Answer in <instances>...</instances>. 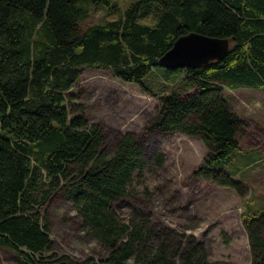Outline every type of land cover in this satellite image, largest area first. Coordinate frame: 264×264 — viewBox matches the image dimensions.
<instances>
[{"label":"trees","instance_id":"trees-1","mask_svg":"<svg viewBox=\"0 0 264 264\" xmlns=\"http://www.w3.org/2000/svg\"><path fill=\"white\" fill-rule=\"evenodd\" d=\"M103 2L0 0V253L17 264H224L212 263L194 236L147 216L119 217L118 204L135 197L149 169L145 144L135 134L108 144L101 125L71 109L70 93L89 68L153 96L159 85L147 132L202 140L207 155L197 179L243 195L244 183L221 169L240 152L247 127L225 91L264 92V0H139L117 20L83 27ZM191 33L229 40L227 58L161 68L160 59ZM61 197L103 250L99 261L55 252L48 208ZM250 214L243 223L252 264H264V212Z\"/></svg>","mask_w":264,"mask_h":264},{"label":"rangeland","instance_id":"rangeland-1","mask_svg":"<svg viewBox=\"0 0 264 264\" xmlns=\"http://www.w3.org/2000/svg\"><path fill=\"white\" fill-rule=\"evenodd\" d=\"M136 1L139 0H104L105 10H93L83 27L117 20ZM154 90L156 95H149L138 85L124 83L106 70L89 68L70 93L71 109L101 125L108 144L125 134L138 135L145 144L149 169L143 180L136 182L135 197L118 204L117 214L126 222L147 216L156 226L194 236L206 243L212 263L252 264L243 220L250 213L264 212V92L250 88L225 91L233 111L245 120L247 127L240 137V152L221 169L244 183L242 195L235 189L197 179L195 171L207 155L202 140L183 134L147 132L162 94L159 85ZM156 156L163 157L162 166L157 164ZM48 216L58 255L74 260L103 258V250L81 230L76 210L64 198L50 203ZM0 264L17 263L11 254L2 251Z\"/></svg>","mask_w":264,"mask_h":264},{"label":"water","instance_id":"water-1","mask_svg":"<svg viewBox=\"0 0 264 264\" xmlns=\"http://www.w3.org/2000/svg\"><path fill=\"white\" fill-rule=\"evenodd\" d=\"M232 43L198 33L179 38L159 62L166 70L197 68L227 58Z\"/></svg>","mask_w":264,"mask_h":264}]
</instances>
